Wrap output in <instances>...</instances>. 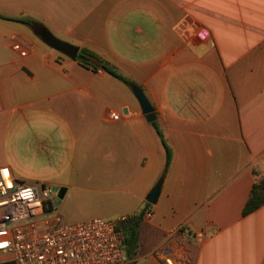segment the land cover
Instances as JSON below:
<instances>
[{
  "label": "crops",
  "instance_id": "1",
  "mask_svg": "<svg viewBox=\"0 0 264 264\" xmlns=\"http://www.w3.org/2000/svg\"><path fill=\"white\" fill-rule=\"evenodd\" d=\"M43 33L142 91L164 175L131 86ZM1 167L65 188V224L150 212L129 264H264V0H0Z\"/></svg>",
  "mask_w": 264,
  "mask_h": 264
},
{
  "label": "built area",
  "instance_id": "2",
  "mask_svg": "<svg viewBox=\"0 0 264 264\" xmlns=\"http://www.w3.org/2000/svg\"><path fill=\"white\" fill-rule=\"evenodd\" d=\"M57 195L44 184L18 182L9 168H0V264H129L118 225L135 215L74 224L46 219Z\"/></svg>",
  "mask_w": 264,
  "mask_h": 264
},
{
  "label": "trees",
  "instance_id": "3",
  "mask_svg": "<svg viewBox=\"0 0 264 264\" xmlns=\"http://www.w3.org/2000/svg\"><path fill=\"white\" fill-rule=\"evenodd\" d=\"M26 23H28L33 28L39 27L38 24L33 23V22L26 21ZM76 59L79 62V64L82 65L83 67H91L94 70L101 69L107 74L114 77L115 79L121 81L122 83L129 85V86L132 85V83L128 79L118 74L113 68H111L107 64L103 63L101 66H96L95 62L98 61L97 58L86 50H80ZM152 125L156 129L159 137L161 138V142H162V145L166 153L165 169L163 172V175H164V173L166 172L169 166L171 154H170V150L164 143L160 132L157 129L156 123L152 122ZM263 205H264V180L258 183H255L252 186L247 203L245 204L243 208L242 215L243 216L249 215L250 213L259 209ZM147 207H150V205H147ZM50 210L51 208H49L48 211ZM142 215H143V211L139 213L138 215L132 218H129L124 222L119 223L118 225V229L120 230L122 234L123 249L125 251V255L127 259H132L133 257L136 256L137 249H138V229L141 223Z\"/></svg>",
  "mask_w": 264,
  "mask_h": 264
},
{
  "label": "water",
  "instance_id": "4",
  "mask_svg": "<svg viewBox=\"0 0 264 264\" xmlns=\"http://www.w3.org/2000/svg\"><path fill=\"white\" fill-rule=\"evenodd\" d=\"M43 42L47 44L50 48L54 49L55 51L59 52L60 54L64 55L65 57L75 60L78 55V49L74 46L62 43L56 40L53 36L48 33H43ZM101 63H96V65H100ZM131 91L136 98L137 102L139 103L142 113L146 115V118L149 122L155 120V116L153 115V109L148 103L147 99L144 97L142 91L136 87L131 86ZM160 186L161 181H159L155 187L151 190V192L146 197V202L150 205H154L157 202V199L160 194ZM65 194V188L59 189L58 192V199H62Z\"/></svg>",
  "mask_w": 264,
  "mask_h": 264
},
{
  "label": "rangeland",
  "instance_id": "5",
  "mask_svg": "<svg viewBox=\"0 0 264 264\" xmlns=\"http://www.w3.org/2000/svg\"><path fill=\"white\" fill-rule=\"evenodd\" d=\"M35 181V182H34ZM34 181H31V182H26L27 185L31 186V185H40L42 184L40 181L41 180H34ZM46 183L45 185L50 187L47 183L49 182H44ZM51 188V187H50ZM59 191V188H53V192H55L56 194L58 193ZM60 203H61V200L58 199V197H55L53 198L52 200V209L50 211H48V213L45 215V218L46 219H52V218H55V217H58L62 220V211L60 209ZM72 221V220H71ZM71 221H68L67 223L68 224H74L76 223L75 221L74 222H71Z\"/></svg>",
  "mask_w": 264,
  "mask_h": 264
}]
</instances>
